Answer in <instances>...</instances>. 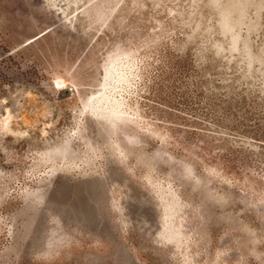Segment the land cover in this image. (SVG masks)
<instances>
[{
    "label": "rangeland",
    "instance_id": "374dc122",
    "mask_svg": "<svg viewBox=\"0 0 264 264\" xmlns=\"http://www.w3.org/2000/svg\"><path fill=\"white\" fill-rule=\"evenodd\" d=\"M0 264H264V0H0Z\"/></svg>",
    "mask_w": 264,
    "mask_h": 264
}]
</instances>
